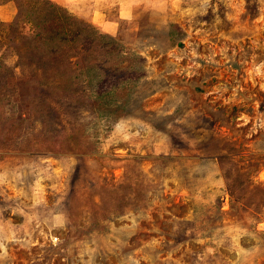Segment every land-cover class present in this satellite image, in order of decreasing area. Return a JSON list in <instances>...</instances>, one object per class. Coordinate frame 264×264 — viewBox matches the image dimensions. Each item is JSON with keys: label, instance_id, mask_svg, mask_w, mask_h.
<instances>
[{"label": "rangeland", "instance_id": "1", "mask_svg": "<svg viewBox=\"0 0 264 264\" xmlns=\"http://www.w3.org/2000/svg\"><path fill=\"white\" fill-rule=\"evenodd\" d=\"M0 264H264V0H0Z\"/></svg>", "mask_w": 264, "mask_h": 264}, {"label": "built area", "instance_id": "2", "mask_svg": "<svg viewBox=\"0 0 264 264\" xmlns=\"http://www.w3.org/2000/svg\"><path fill=\"white\" fill-rule=\"evenodd\" d=\"M55 239H57V238H55Z\"/></svg>", "mask_w": 264, "mask_h": 264}]
</instances>
